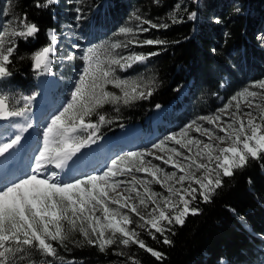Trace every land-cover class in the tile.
I'll list each match as a JSON object with an SVG mask.
<instances>
[{
  "label": "snow or ice",
  "instance_id": "snow-or-ice-1",
  "mask_svg": "<svg viewBox=\"0 0 264 264\" xmlns=\"http://www.w3.org/2000/svg\"><path fill=\"white\" fill-rule=\"evenodd\" d=\"M58 2L35 0V7L49 9ZM67 2L77 5L72 9L76 13L75 20H82L83 9L79 6L82 0ZM196 2L198 0H193V3ZM12 8V0H5L0 4V15L9 16ZM180 8L181 4L177 3L169 13L171 23L182 22L176 11ZM235 11L238 13L239 8ZM133 17L138 21L136 29L122 26L118 29L119 34L135 36L148 32L149 28L166 30L169 27L167 22L154 23L136 14ZM187 19L195 21L197 13L188 12ZM209 21L216 25L224 23L219 17H210ZM39 31V26L30 21L26 13L0 23V81L12 76L9 65L13 63L11 58L18 48V39L25 42L29 38L35 39ZM46 35L49 43L30 57L32 70L37 76L50 74L52 56L59 42L52 29H48ZM224 36L228 37L230 33L224 32ZM257 39L264 43V33L258 34ZM167 43L158 38L112 43L109 46L111 51L104 60L100 59V46L83 49L79 59L84 66L70 92L71 99L62 106V110L52 113L43 125L42 142L41 133H37L26 168L23 171L0 172V264H24L25 257L32 251L63 260L52 242L67 251V242L74 232H79L88 245L98 247L102 253L114 245L127 248L134 244L157 260H163V253L148 247L137 229L147 231L152 239H157L154 233H158L163 237L162 242L170 245L172 241L168 233L175 234L172 226H183L188 215L200 214V209L193 206L198 198L201 203H210L216 191L223 187V177L234 176L237 169L247 167L250 161H264V80H261L237 92L215 114L199 116L143 150L117 155L105 164L104 169L96 170L94 174H78L79 170L74 165L80 158L81 149L96 142L100 124L110 122L99 109L105 104H128L153 94L151 89L144 91L136 86L129 92L128 81L116 76V71H126L137 63L144 64L158 53L131 52L121 55L116 50L128 45L144 47ZM74 47L79 48V45ZM216 51L212 49L213 53ZM67 59L72 60L73 55L69 54ZM108 84L120 88L121 94L105 90ZM253 88L261 91L251 90ZM257 97L259 101L255 99ZM35 99L36 94L23 95L20 97L23 104L17 107L9 102L7 96L0 94V122H7L6 125L0 124V129H3L0 131V157L10 159L24 150L28 140L24 134L33 127L30 114ZM241 99L249 109H259V122H256L257 115L251 110L242 114L248 118L246 123L241 119ZM233 101L236 102L235 111L229 112ZM92 116H97L98 121L93 122ZM204 124L212 127H205ZM193 131L206 137L208 142L192 136ZM220 143H228L229 146L220 148ZM148 156L152 159H145ZM153 160L161 161L173 171H167ZM118 162H127V166L121 167ZM261 167L264 168V163ZM134 173H145L151 179L139 178ZM65 176L70 178L65 179ZM122 176H130L131 179H117ZM153 183L164 189L167 195L154 191ZM136 185L142 186L143 192ZM121 186L124 187L115 198L109 196L110 191L116 192ZM101 209V216H96ZM122 209H128L138 217L135 227H132V216ZM231 211L235 212V209ZM64 222H67V228ZM113 254L118 257L127 255L120 249ZM127 259L131 264H138L134 255H128ZM46 264L49 262L46 261ZM69 264L74 262L69 261ZM218 264H226V261L221 257Z\"/></svg>",
  "mask_w": 264,
  "mask_h": 264
},
{
  "label": "trees",
  "instance_id": "trees-1",
  "mask_svg": "<svg viewBox=\"0 0 264 264\" xmlns=\"http://www.w3.org/2000/svg\"><path fill=\"white\" fill-rule=\"evenodd\" d=\"M186 11L181 13V23H171L169 13L177 0H96L95 16L103 17L105 23L118 21L119 16L132 8L138 16L154 23L167 22L164 30L151 29L150 38L164 39L163 46H145L143 53L157 52L143 67L153 79V94L147 99L115 106L105 104L100 112L109 123L100 124L97 137L114 134L124 124L143 123L152 114L156 105H166L178 99L177 87L183 82L193 83L190 90L194 108H201L212 96L219 94L222 77H229L227 89L240 81L241 75L259 72L264 75V48L256 35L264 33V0H186ZM12 15L22 17L25 13L35 22L40 31L35 39L20 41L13 63L9 65L12 77L8 79L12 89L35 90L30 76L31 53L39 45L48 44L47 29L58 28L54 7L38 9L35 0H12ZM239 8V12L235 11ZM196 12L197 19H187L188 12ZM210 17H219L223 24L210 23ZM224 32L230 36L225 37ZM215 48L217 51L212 52ZM183 110V105L177 107ZM170 112L168 116H172ZM93 122L98 121L92 116ZM264 161H250L247 167L237 169L234 176L223 177V187L218 189L210 203H201L199 198L193 206L200 209L199 215H188L183 226L173 225L172 241L164 244L163 237L154 233L152 239L147 231L137 229L146 245L163 253L157 260L150 253L130 244L120 248L127 255L115 256V245L105 252L88 245L79 232L70 235L67 251L55 241L53 246L63 260L45 257L32 251L24 264H65L69 261L81 264H131L128 255H134L138 264H218L223 258L226 264L253 261L264 239ZM251 180V184H249ZM235 209V212L231 211ZM67 228V226H65ZM154 232V230H153ZM79 243V246H77ZM261 252V251H260Z\"/></svg>",
  "mask_w": 264,
  "mask_h": 264
},
{
  "label": "rangeland",
  "instance_id": "rangeland-1",
  "mask_svg": "<svg viewBox=\"0 0 264 264\" xmlns=\"http://www.w3.org/2000/svg\"><path fill=\"white\" fill-rule=\"evenodd\" d=\"M5 0H0V4L4 3ZM177 3L181 4V8L177 9V13L179 18H181L182 11H185L187 7L186 0H177ZM176 3V4H177ZM77 5L69 4L67 0H59V2L52 6L53 12L55 13V17H57V24L58 28H50L52 29L55 34L58 37V44L56 46V51L54 55L52 56V69L50 74H47V76L50 78V82L52 81V85H50L52 88H55L52 93V98L55 99L56 102L51 105L52 107V113L56 112L58 109L62 110V106L66 104L70 99V92L73 90L74 82L78 78V74L80 70L83 68L84 64L81 59H79L80 56L83 55V49L92 46L97 45L100 46V59L104 60L110 53V45L112 43L116 42H124L126 43L130 39H144V38H150L149 34L143 33L142 35H122L118 33V29L122 26L124 27H130L134 30L136 29L138 21L134 19L133 17V10L132 8L128 11H125L123 15L119 16L118 21H115L114 23L109 22L105 23L103 17L95 16V7H96V0H82L81 6L83 9L82 15L83 19L80 21L75 20L76 13L72 10ZM173 11V10H172ZM171 11V12H172ZM137 15V14H136ZM13 19V15L10 14L7 17H4L0 15V23H3L6 20ZM143 27H148V25H143ZM48 30V29H47ZM150 30V28H149ZM47 32V31H46ZM260 34V33H258ZM256 35V37L258 36ZM46 39L47 35L45 33ZM20 41H24L23 39H18V43ZM264 48V43H262L260 40H258ZM49 43V41H48ZM47 45V44H45ZM44 45V46H45ZM74 45H79V48L74 47ZM145 47V46H144ZM144 47H136L135 45H128V47H122L120 49H117L116 52L121 55H127L131 52L136 53H143L142 50H144ZM42 48L41 45L36 47V49L31 53V55L38 49ZM16 53V52H15ZM69 54L73 55L72 60H68L67 57ZM15 55V54H14ZM30 55V57H31ZM14 57V56H13ZM12 59V58H11ZM147 64H134L131 68L127 69L126 71H119L117 69L116 76H118L121 79H124L128 81L127 90L131 92V89L133 86H136L137 88L147 91L148 89L153 88V79L150 76V73L146 69H143V67ZM264 66L262 65V68ZM264 73V72H262ZM30 76L32 77V83L33 86L36 87L37 91L28 90L25 91L23 89H12L9 85H7L8 79H5L3 81H0V94H3L9 98V102L12 104H15L17 107L22 106L23 101L20 100V97L23 95H32V94H42V83L39 80V77L33 72L32 68L30 70ZM12 77V76H11ZM230 78L223 76L222 77V83L220 84V90L219 94H216V96H212V99L208 103H204L201 108H194V101L191 102L192 98L194 96H191V87L193 86V83L191 81L183 82L179 84L177 89L178 99L171 100L167 105H164V107L168 110L166 112V117L164 120H161V112L164 111V109H161L162 107H155L152 114H151V120L149 121L148 118L145 119L143 123L147 125L150 131L144 132L146 135L157 134L156 140L154 142H158L159 140L163 139L170 133L176 132L183 128L185 125H187L192 120H195L199 116H208L215 114L217 109L221 108L224 104L228 103L230 98L235 95L237 92L241 91L242 89L246 87H250L253 82H259L261 80H264V75H260L259 72L247 73L246 75L240 77V81L237 83V85L230 90L227 89V83L229 82ZM10 82H8L9 84ZM41 83V84H40ZM50 87V88H51ZM105 90L111 91L117 95L121 94V89L116 88L111 84H108L105 86ZM253 91H261L258 88L251 89ZM40 96V95H39ZM38 96V97H39ZM51 96V94H50ZM37 97V98H38ZM253 99V98H248ZM257 101L260 100L259 97L255 98ZM19 101V103H17ZM123 103V102H121ZM120 104V103H118ZM115 104V105H118ZM235 104L236 102H232V107L229 109V112L235 111ZM111 106H115L113 104H110ZM183 105V110L176 109L177 107H180ZM240 109H241V119H243L246 123L247 117H244L242 114L243 112H247L249 110L253 111L257 115V121L259 122V109H256L253 107L252 109H249L248 104L244 102L243 99L240 100ZM172 112V116H168V114ZM67 115V114H66ZM204 123V122H200ZM205 127H212V125L204 124ZM238 126V125H237ZM121 127L118 128L117 131H119ZM43 130V127H42ZM39 133H42L40 131ZM81 135H86V133H81ZM145 135V138L147 136ZM192 136L198 137L201 140H205V142H208L206 137L201 136L199 133L191 132ZM219 135H224V133H219ZM41 137V135H40ZM109 137V136H108ZM106 137L102 138L101 140L105 139ZM43 139H41L42 141ZM97 141L98 143L101 141ZM150 145H139L136 150L134 151H140L143 150L145 147H150ZM212 143H217L216 141H212ZM96 144V143H95ZM170 146L179 148L178 145H172ZM219 146L228 147V143H220ZM239 147L242 148V145ZM183 151V150H182ZM127 151H120L115 156H110L107 160V163H110L111 159L115 158L117 155H123ZM157 155H159V152H156ZM166 157V154H165ZM147 159V158H145ZM152 158H148V160H151ZM153 163L158 164L162 167H164L167 171H173V169L170 168V166L163 165L161 161L153 160ZM118 164L121 167H126L127 162H118ZM105 166V165H104ZM106 170V169H105ZM88 174H93V172H89ZM137 177L142 179H151V177H148L145 173H134ZM117 179H128L130 180V176H122L118 177ZM124 186H121L120 188H117L116 192H109V196L115 198L117 196V193L121 192L122 188ZM137 189L141 192H143V187L140 185H136ZM152 189L154 191H158L162 193L163 195H167L164 189L160 188L159 185H156L155 183L152 184ZM127 195V193H124ZM135 195L134 193L132 194ZM94 203V202H93ZM110 207H116V205H109ZM151 207V205H150ZM99 208V206H97ZM121 211L129 214L132 216V219L134 221V224L132 227H135V221H138V217L131 214L128 209H122ZM102 209L96 212V216H101ZM79 221H77V226H79ZM64 225L67 226V222H64ZM87 226V221H85V227ZM123 248L121 245H115V249ZM260 251L256 252V255L252 257L253 261H243L240 264H264V239L260 241ZM65 264H69L65 263ZM74 264H81V262H74ZM96 264H107V263H96Z\"/></svg>",
  "mask_w": 264,
  "mask_h": 264
},
{
  "label": "bare ground",
  "instance_id": "bare-ground-1",
  "mask_svg": "<svg viewBox=\"0 0 264 264\" xmlns=\"http://www.w3.org/2000/svg\"><path fill=\"white\" fill-rule=\"evenodd\" d=\"M53 60V59H52ZM52 69V65H51ZM39 80L42 83V89L41 91L42 94H37L36 99L32 103L33 107V114L35 115V124L33 125V129H29L30 131V136L28 137L27 141V152L25 154V159L26 162H28V156L31 154L34 141L36 139L37 133H39L42 130L43 125L48 122L49 117L52 114V107L51 105L54 104L55 99L52 98V91L55 88H52L50 85H52V81L50 82V78L46 75H41L38 76ZM40 83V84H41ZM51 87V88H50ZM47 91H49L47 93ZM51 94V96H50ZM39 96V97H38ZM38 97V98H37ZM51 103V105H50ZM161 109H165V107H162ZM54 113V112H53ZM7 122H3L0 124L6 125ZM3 129H0L2 131ZM145 132V131H144ZM143 132V128L139 127L137 125H127V126H122L119 131L116 133L109 135V137L105 136L106 138L101 140L99 142V145L95 147V151H91L88 149H85L82 154H80L79 160L76 161V164L74 165L75 168H78L79 165L87 160L91 162L90 159H94L93 163L89 165L87 168L84 170H79L78 174H85L89 173L90 171H93V174L96 170L104 169V165L107 162L108 158L110 156H115L118 152L120 151H134L139 145L145 144V145H150V143L154 142L157 138V134L151 135H146ZM148 132V131H147ZM145 135L147 138H145ZM43 139L42 133L40 140ZM205 141V140H204ZM42 142V141H41ZM220 148H223V146H219ZM87 148V147H86ZM161 153H159L160 155ZM120 155V154H119ZM152 158L151 156L146 157ZM25 169V168H24ZM23 169V170H24ZM22 170V171H23ZM10 170H6V166L2 165L0 167V172H9ZM63 175V173H61ZM65 179H69L70 176H65Z\"/></svg>",
  "mask_w": 264,
  "mask_h": 264
}]
</instances>
